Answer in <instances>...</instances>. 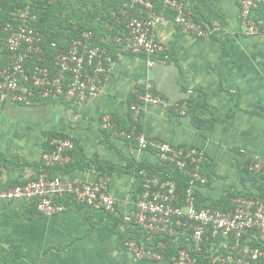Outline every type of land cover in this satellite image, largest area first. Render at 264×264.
Listing matches in <instances>:
<instances>
[{"label": "crops", "instance_id": "0c3cea01", "mask_svg": "<svg viewBox=\"0 0 264 264\" xmlns=\"http://www.w3.org/2000/svg\"><path fill=\"white\" fill-rule=\"evenodd\" d=\"M182 1L195 12L206 37L186 35L170 21L158 26L157 39L167 55L155 58L152 68L146 58L110 44L114 25L98 31L115 61L98 100L81 107L54 101L25 107L0 96V190L37 176L49 137L61 135L75 143L73 162L48 173L86 181L106 178L125 213L137 190L129 166L155 164L157 158L102 130L100 119L108 113L120 131L136 126L148 137L205 151L209 182L198 188L202 205L228 193L259 196L258 181L245 180L243 170L254 156L264 164V36L246 34L240 0ZM145 83L170 105L185 103L187 115L149 106L135 117L131 105ZM125 232L116 218L75 203L53 217L30 204L0 203V264H171L169 258L135 263L124 249Z\"/></svg>", "mask_w": 264, "mask_h": 264}, {"label": "built area", "instance_id": "2783aa9c", "mask_svg": "<svg viewBox=\"0 0 264 264\" xmlns=\"http://www.w3.org/2000/svg\"><path fill=\"white\" fill-rule=\"evenodd\" d=\"M263 3L264 0L239 1L240 24L248 36H264V17L258 15ZM158 4H162L161 12ZM116 19L123 27L110 38V44L122 53L146 58L150 68L155 58L167 55V49L157 39L158 26L170 21L186 35L206 37L195 12L182 0H123ZM37 23V14L27 6L12 11L0 26V96H8L16 105L25 107L45 101L81 107L98 100L115 61L97 34L82 31L66 50L49 59ZM142 88L137 102L131 105L135 117L149 106L187 115L185 103L170 105L155 93L151 83ZM100 127L134 144L139 152L153 153L160 164L173 165L188 179L184 196L178 194L176 181L150 176L142 170L144 190L136 197L131 195L124 213L106 178L86 181L48 173L47 169H65L73 162L74 141L55 137L50 140V150L42 154L44 169L19 185L0 190V203L30 204L46 217L65 213L69 203L110 215L126 228L124 249L135 263L167 260L170 248L166 240H170L183 246L172 256L171 264H264V198L232 197L226 209L199 206L197 190L209 182L201 174L205 151L148 137L136 126L120 131L108 113L102 115ZM247 167L253 173L264 174L259 156H254ZM207 242L211 246L205 249Z\"/></svg>", "mask_w": 264, "mask_h": 264}, {"label": "trees", "instance_id": "16d2710c", "mask_svg": "<svg viewBox=\"0 0 264 264\" xmlns=\"http://www.w3.org/2000/svg\"><path fill=\"white\" fill-rule=\"evenodd\" d=\"M122 4L123 0H54L52 2L32 0L30 3H25L23 0H0V7L2 9L0 26L8 20L12 11L30 6L38 16V23L36 26L39 32L44 36V50L49 55V59H52L57 53L66 50L67 44L78 38L79 33L82 31L92 30L98 34V31L101 30L104 25H114L115 32L113 33L116 34L117 31L123 27V25L118 23L116 19ZM89 5L91 7H89ZM157 10L159 12L163 10L162 4L157 5ZM258 15L264 17V3L260 6ZM55 137L66 138L61 135H52L48 139L49 142ZM49 150L50 144L49 148L45 151ZM206 164L207 156L202 164L201 174L204 177H207L203 171ZM247 166L248 164L243 170V178L245 180L246 178L251 179L253 182L258 181L259 196L228 193L220 201L213 202L210 206L226 209L230 205L231 198L238 196L249 197L256 200L264 198V174L253 173ZM55 169L64 170L59 167ZM128 169L135 170V176L137 178V190L134 193L135 197L141 194L144 190V178L140 174V171L142 170H146L150 176L157 175L162 179L169 178L176 181L178 183V194L181 197L184 196V192L188 186V179L180 174L173 165H163L159 162L155 164L142 162L139 164H132ZM48 170L49 169H47V171ZM197 198L199 206H204L201 203L202 196L200 195L199 190H197ZM166 242L170 248L167 258L171 259L172 256L176 254L177 249L182 248L183 246L181 244L175 245L170 240H166ZM206 244L205 249H208L211 246V243L207 242Z\"/></svg>", "mask_w": 264, "mask_h": 264}, {"label": "rangeland", "instance_id": "374dc122", "mask_svg": "<svg viewBox=\"0 0 264 264\" xmlns=\"http://www.w3.org/2000/svg\"><path fill=\"white\" fill-rule=\"evenodd\" d=\"M25 3H30L32 0H23ZM43 1H48V2H52V1H54V0H43ZM89 7H91L90 5H89ZM88 7V8H89ZM69 104V106L71 105V103H68ZM261 160V159H260ZM261 162H262V160H261ZM262 165H263V168H264V164H263V162H262Z\"/></svg>", "mask_w": 264, "mask_h": 264}]
</instances>
